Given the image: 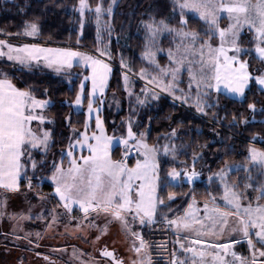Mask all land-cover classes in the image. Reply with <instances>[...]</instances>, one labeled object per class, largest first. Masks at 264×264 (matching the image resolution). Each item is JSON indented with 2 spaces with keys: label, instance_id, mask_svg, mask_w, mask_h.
Returning a JSON list of instances; mask_svg holds the SVG:
<instances>
[{
  "label": "snow or ice",
  "instance_id": "snow-or-ice-1",
  "mask_svg": "<svg viewBox=\"0 0 264 264\" xmlns=\"http://www.w3.org/2000/svg\"><path fill=\"white\" fill-rule=\"evenodd\" d=\"M118 4L119 0H111L105 7L103 0H99L93 8L88 0H78L74 10L80 15L81 29L85 26L86 14L94 13L97 42L102 44L101 32L107 31L111 35L112 20ZM171 4L172 19L177 21L176 25L170 20H158L154 14L140 21L145 33L140 59L146 61L148 67H142L139 73H134L130 59L125 58L121 51L124 90L130 103L135 96L137 108L148 105L149 99L159 100L161 93H167L181 106L194 108L200 119L209 117L211 113V122L223 126L227 114L224 117L219 115L221 94L243 102L252 85L264 93V71L256 69L254 73L251 67L253 60L264 65V0H171ZM105 16L107 20H104ZM225 16L229 23L227 27H221L220 21ZM38 19L25 21L22 30L17 33L5 34L0 31V35L38 38L41 35ZM191 20L202 22L206 26L205 30H189ZM245 30L252 34L250 47L242 46ZM165 34L172 37L173 47L167 49L168 63L161 66L157 56L165 50L157 45L159 38ZM217 39L218 44L214 43ZM97 51L101 57L112 58L108 46ZM5 59L14 71L0 68V189L6 193H20L23 186L27 193H33L41 189L46 180L52 192L44 194L35 191L36 198L41 201L55 198L57 207L63 206L69 214L78 206L85 219L93 213H103L111 221L118 222L131 238V251L138 257L132 264H153L150 252L152 245L144 239L142 231L136 230V226L138 224L142 230L155 225L160 210L168 207V203L159 195L162 190V164L167 162L166 159L162 161L161 156L171 157L175 161L180 155H187L188 145L175 143L180 138L178 129L172 128L158 137L157 143L150 145L148 138L152 117H149V126L138 131V113L130 107L128 118L121 121L124 129L121 135L108 136L104 121L100 118L101 107L94 106L98 98L106 94L112 66L96 56L40 43L14 45L9 39H0V60ZM79 64L90 69V74L81 81L74 100L76 107L82 106L87 100L88 118L84 123V131L73 129L66 149H61L58 154L52 153L50 158L49 153L55 145V133L47 125L55 121L49 119L45 112L53 102L51 99L38 98V89L32 84L19 87L14 82L17 79L15 72L38 77L46 74L45 70H50L59 76ZM185 72L187 86L181 87L185 82ZM130 74L146 81L140 95L131 87L133 81ZM88 81L91 82L90 90L86 87ZM42 95L48 96L47 88ZM99 103L102 106L103 99H99ZM248 109L254 120L256 104L249 103ZM259 111L264 113V108ZM94 112L96 129L89 134V121ZM33 122H38V125L34 127ZM248 123L250 121L247 118L240 119L233 115L227 127L233 129L238 124ZM194 131L196 135L200 134L198 127ZM160 139L165 141L163 145L159 143ZM252 139L255 141L257 138L253 136ZM114 142L122 147L119 159H113L112 156ZM220 143L225 156L237 152L236 146L225 143L223 138ZM208 146L205 144L201 147ZM77 148L80 149L79 156L76 154ZM85 149L88 155L83 154ZM133 152L134 164L130 162ZM203 158V152L193 151L191 167L188 161H182L184 167L170 168L165 179L172 186H179L183 181L193 184L202 175L196 165ZM209 171V183H217L222 190L220 199L209 193V199L201 209L193 197L182 216L171 218L165 214L162 218L167 228L176 235L173 242L175 246L166 264H264V203H260L264 200V148L249 143L244 162L225 160L217 171ZM234 172L245 174L241 178L246 181L242 191L239 190L238 181L229 179ZM249 190L257 193L255 202L250 198ZM175 198L176 194L170 192L167 201L174 202ZM6 209L5 199L0 201V215H4ZM28 213H20L19 219H31V208ZM12 218H17L16 214ZM232 218L235 224L229 228ZM55 219L53 216V221ZM229 230L238 233L239 238L233 236L227 243L219 242ZM245 243L248 255L236 250L237 245ZM158 247L167 251L166 244ZM100 255L109 264H124L115 250H109L107 246L100 250Z\"/></svg>",
  "mask_w": 264,
  "mask_h": 264
},
{
  "label": "trees",
  "instance_id": "trees-1",
  "mask_svg": "<svg viewBox=\"0 0 264 264\" xmlns=\"http://www.w3.org/2000/svg\"><path fill=\"white\" fill-rule=\"evenodd\" d=\"M78 0H12L11 2L0 0V31L3 33H17L22 30V26L25 21H32L38 19V23L41 25V35L38 37L40 40H47L52 42L65 43L70 40L72 45L79 44L84 49L94 51L97 49L96 30L91 21L88 22L79 34V18L77 14H74V8ZM89 4L94 8L99 0H88ZM104 5H108L109 0H103ZM149 14H154L156 18L170 20L173 25H176L177 21L172 19V4L171 0H119L118 7L115 10V16L112 20V26L114 32L121 36L127 37L129 55L128 59L133 67L134 73H138V69L141 62L138 60V55L142 53V43L144 31L141 28V19H147ZM191 15V14H189ZM75 17V19H74ZM205 27L202 22L197 20H191L188 29L204 31ZM79 37V43L78 41ZM251 40V33L244 32L243 47H250L249 41ZM69 42V41H68ZM113 44L115 42H112ZM115 45H112V49L115 50ZM116 53V51H114ZM126 54H128L126 52ZM117 57H114L112 74L110 76L107 93L115 92L122 100V111L116 116H123L125 111V90L122 82V73L118 69L119 62ZM252 71L260 67V71H264V65H261L257 60L252 61ZM0 68L7 71H14L10 64L1 63ZM17 79L14 81L19 87H25L26 84H32L37 87L36 95L40 99H51L53 104L46 110L45 115L54 120V124H49L47 127L54 130L55 145L49 153V157H52V153L58 154L61 149H66L69 134L73 129L80 132L84 128L85 115L84 112H74L71 104L73 103L79 85L78 78L67 81L62 76L52 75L48 72L46 74H40L38 77L29 75H21L19 72H15ZM141 87L140 82H134V92H138ZM48 89V96L42 95L43 90ZM215 99V97H214ZM87 100L84 101V105ZM249 103H255L257 112L255 119L253 120V114L248 109ZM264 108V93H261L257 86L252 85L250 91L247 93V98L241 102L239 99L230 98L224 94L219 98V115L224 117L227 114V119L223 121V126L220 124H213L209 117L200 119L195 114L193 109L186 108L180 104L174 103L165 96H161L159 100H155L149 105L142 108H138L136 119L139 120L140 126L138 131L145 130V126H149V117H152L150 123V137L148 143L155 144L158 141V137H162L165 133L169 132L172 128H177L180 133V138L175 143H184L188 145L186 151L187 155H180L175 161H172L170 157L161 156V160H167L162 164L161 172V185L162 190L159 191V195L168 203L167 208L160 210L157 216V221L162 222L163 216L166 214L173 218L182 213V211L188 206L193 197L198 203H203L209 199V193L215 195L219 200L222 195V190L218 188L217 183L207 182V178L211 172L217 171L223 166V162L228 160L229 162H244L247 152V146L249 143H254L259 148H264V113L259 110ZM212 111H217L213 109ZM236 115L240 119L247 118L250 123L238 124L235 128L229 129L227 125L232 119V116ZM112 112L108 109L103 110V120L108 133L120 134L113 132V125L111 122ZM69 120L71 123L69 124ZM183 122V123H181ZM122 127V126H121ZM200 129V134L196 135L195 129ZM192 129V131H190ZM94 127L91 124L90 130L93 131ZM123 131H121L122 133ZM219 133V135H217ZM231 136L232 139H228ZM255 136L257 139L254 141L252 138ZM221 138L225 143L234 144L236 146V153H231L228 156L224 155V147L220 143ZM159 143L163 145L165 141L159 140ZM209 145L208 147H201L202 145ZM203 152L204 158L196 165L197 170L202 172L201 179L194 182L192 186L189 184H181L179 186H172L165 179L167 172L172 167L182 169L184 164L182 161H188V165L191 162L192 152ZM237 153H244L240 155ZM120 154L119 147L114 148L112 151L113 159H118ZM59 159V156H56ZM134 160L131 157L130 162ZM42 173H38L41 175ZM244 173H232L229 177L230 181H238L240 189L243 190V185L246 182L241 179L244 177ZM21 190H26L22 186ZM35 191H42L44 194L52 192V188L48 181L43 182L41 189ZM172 192L176 194L174 202H168V194ZM250 198L256 197L257 193L249 190ZM31 203L38 202L36 196L29 198ZM50 202L55 201V198L47 199ZM247 202V201H245ZM261 203L264 200L260 201ZM171 209V211H169ZM1 241V238H0ZM2 243V242H0Z\"/></svg>",
  "mask_w": 264,
  "mask_h": 264
},
{
  "label": "rangeland",
  "instance_id": "rangeland-1",
  "mask_svg": "<svg viewBox=\"0 0 264 264\" xmlns=\"http://www.w3.org/2000/svg\"><path fill=\"white\" fill-rule=\"evenodd\" d=\"M4 1L11 2L12 0H4ZM110 2L111 0H109V3ZM77 6H78V2L75 8ZM104 6L107 7L108 5L107 6L104 5ZM74 14H77L80 22L79 13L74 10ZM107 19L108 17L105 16L104 20ZM89 21H91L95 27L96 40H97V25L95 22L94 13L86 14L85 26L88 24ZM228 23L229 21L226 16L224 17V19L220 21L221 27H227ZM245 32H247V30H245ZM79 34H81L80 24H79ZM4 36L6 35H0V39H5ZM20 38L33 39L22 36H20ZM35 39H39V38H35ZM101 39L103 43L100 44L97 42V49L105 46L110 47L112 52V58L110 60L107 57H101L97 49L94 51H89L87 49L85 50L75 49V48H70V49H72L73 51L87 53L104 60L105 62L109 63L112 66V71L113 68H115L113 61H114V57L116 56L118 59L117 61L119 62L118 69L122 73L123 70L121 69V64H120V53L121 51H123L124 57L128 58L129 47L127 43V37H121L117 35L113 30L110 36L107 31H102ZM68 41L70 43L69 39ZM171 41H172V37L166 34L159 38V43L157 47L163 48L165 50L163 52L158 53L157 56L158 62L160 63L161 66H164L168 63L167 49L169 47H173ZM9 42L14 45L31 43L25 41H11V40H9ZM112 42L115 43L113 44ZM214 43L218 44L219 43L218 39L214 41ZM112 45H115L116 47L115 50L112 49ZM44 46L60 47V46H51V45H44ZM76 46H79V44L76 43ZM60 48H67V47H60ZM143 50H144V36L142 43V51ZM114 51H116V53H114ZM126 52L128 54H126ZM140 57L141 54L138 55V60L141 62V65L138 69V73L142 67H148L147 62L141 60ZM0 62L10 64V62H7L6 59L0 60ZM258 69H260V67ZM45 71L52 75H56L50 70H45ZM149 71H152V69L149 68ZM255 71L256 70L254 69V73ZM89 74H90V69H86L83 64H79L71 69L66 70L64 73H62L59 76L64 77L67 81H71L72 79L78 78L79 80L78 90H79L81 81L84 79L85 76ZM130 76L133 81L131 85L133 91H134V82L136 81L140 82L141 87L138 92H135L136 94L140 95L141 89L145 88L146 86V81L140 79L138 75L130 74ZM183 78L185 82L180 86L186 87L187 86L186 72L184 73ZM122 82L124 87L123 75H122ZM86 87L88 90L91 89L90 81L87 82ZM148 87L151 88L150 85ZM161 96H165L169 100L173 101V98L167 93H161ZM230 98L238 99L235 97H230ZM99 99H103L102 106L99 103ZM124 102L126 104L124 114L118 119L116 118V116L121 113L123 105H122V100L118 97V95L115 92L107 93V89H106L105 96L102 98H98L97 105L94 106V107L97 106L101 107L100 118L102 120H103V110L105 108L112 112L111 122L113 125V132L120 134L115 135L112 133H108L104 124L108 136H113V135L120 136L121 131H124L123 127H121V121H124L128 118L130 114V107L136 110L138 109L136 105L135 96L131 98V103H130L127 92L125 93ZM152 102L153 100L149 99V104ZM174 103L180 104L179 101H175ZM71 106L74 112H84L85 120L88 118L87 103L85 105L83 103L82 106L76 107L73 101ZM184 107L189 108L187 105H184ZM192 109L194 110L193 112L195 113V109L194 108ZM95 116L96 113L94 112L92 114L91 120L89 121L90 127L91 124H93L94 130L96 129ZM37 125L38 122H33L34 127H36ZM83 131L84 128L80 132ZM89 134H91V131H89ZM72 135H73V131L70 132L69 138ZM116 147H119L120 149L121 146L118 143L114 142L112 145V151ZM256 147L259 148L258 146ZM76 154L77 156L80 155L79 148H77ZM83 154L88 155L86 149L84 150ZM134 163H135V157L134 160L132 161V164ZM188 166L189 168L191 167V162ZM206 178L208 182V177ZM200 179L201 176L197 178L195 182ZM181 184H188V183L186 181H183L179 185ZM189 185L192 186L193 184H189ZM26 193H27V189L21 190L20 193H6L2 189H0V201H3L5 199L7 200L6 212L4 215H0V238H1L0 242H2L0 243L1 263L11 264L15 262V260H13L15 255L12 253L14 251L13 247H21L28 250L42 251L62 261L65 264H106V261H104L100 256L96 255L97 251L101 249L102 246H107L108 248L115 250L117 254H120L123 258H125L124 261L127 262L128 264H132L133 260L138 259L137 255L133 251H131V238L124 233L118 222L111 221L110 218L106 217L103 213L99 215L93 213L91 216L85 219L84 214L79 210L78 206H76L75 211L69 214L63 208V206L57 207L56 199L55 201L50 203L48 200L41 201L40 199L36 203H31L29 198L35 196V193L34 192L27 193V195H25ZM252 200L253 202H255V198H253ZM191 201L192 199L190 200V202ZM197 204L202 209L204 202L203 203L197 202ZM29 208H31L32 218L26 220L19 219L20 213H23L25 215L29 214L28 213ZM185 209H187V207ZM185 209L182 211L181 214L175 217L182 216L184 214ZM13 214H16L17 218L13 219L12 218ZM37 216H40L42 218L37 219L36 218ZM53 216L56 217L55 221H53ZM234 224H235V219L232 218L230 220L229 228L231 226H234ZM136 230L142 231L144 239L152 245L150 252H151L153 264H166V261L170 259V253L173 250V247L175 246L173 243L176 240L175 232L173 230L168 229L163 221L159 223L157 222L153 226L145 227L142 230L139 228V225L137 224ZM37 233H39V237H37ZM185 235H187V233H185ZM97 236L100 237L99 240H97ZM233 236L239 238L238 233L234 234L231 233L230 230L226 231L219 242L227 243L229 242V239ZM161 244L167 245V251L158 247ZM236 250L238 252L243 253L244 255H248L246 243L243 245H237Z\"/></svg>",
  "mask_w": 264,
  "mask_h": 264
},
{
  "label": "flooded vegetation",
  "instance_id": "flooded-vegetation-1",
  "mask_svg": "<svg viewBox=\"0 0 264 264\" xmlns=\"http://www.w3.org/2000/svg\"><path fill=\"white\" fill-rule=\"evenodd\" d=\"M105 246H102L104 248ZM101 248V249H102ZM97 251V256H100V250ZM109 250H113L111 248H108ZM13 254L15 255L13 260H15L14 263L11 264H65L62 261L52 257L51 255L38 251V250H28L21 247H13ZM117 254V253H116ZM117 256L121 259H124L120 254H117ZM26 258V260H25ZM47 258V259H46ZM104 261H106V264H109L107 260H105L103 257H101ZM0 264H3L0 262ZM124 264H128L124 261Z\"/></svg>",
  "mask_w": 264,
  "mask_h": 264
},
{
  "label": "built area",
  "instance_id": "built-area-1",
  "mask_svg": "<svg viewBox=\"0 0 264 264\" xmlns=\"http://www.w3.org/2000/svg\"><path fill=\"white\" fill-rule=\"evenodd\" d=\"M4 38L9 39L11 41H25V42H31V43H40L41 45H51V46H60V47H67V48L83 49L82 47L72 45L68 41L65 43H60V42H52V41L40 40V39H26V38H20L17 36H12L10 38L8 36H4Z\"/></svg>",
  "mask_w": 264,
  "mask_h": 264
},
{
  "label": "crops",
  "instance_id": "crops-1",
  "mask_svg": "<svg viewBox=\"0 0 264 264\" xmlns=\"http://www.w3.org/2000/svg\"><path fill=\"white\" fill-rule=\"evenodd\" d=\"M119 150L121 151L120 153L122 154V147H120ZM121 154H120V156H121ZM131 157H133V158L135 157V152L132 153V156Z\"/></svg>",
  "mask_w": 264,
  "mask_h": 264
}]
</instances>
